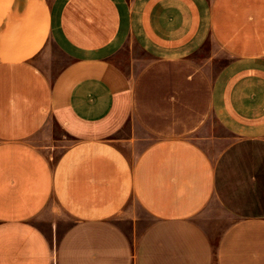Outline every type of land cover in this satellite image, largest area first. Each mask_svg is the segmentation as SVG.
Wrapping results in <instances>:
<instances>
[{
  "label": "crops",
  "instance_id": "crops-1",
  "mask_svg": "<svg viewBox=\"0 0 264 264\" xmlns=\"http://www.w3.org/2000/svg\"><path fill=\"white\" fill-rule=\"evenodd\" d=\"M53 126L55 158L33 141ZM132 199L135 238L114 222ZM0 264H264V0H0Z\"/></svg>",
  "mask_w": 264,
  "mask_h": 264
},
{
  "label": "rangeland",
  "instance_id": "rangeland-1",
  "mask_svg": "<svg viewBox=\"0 0 264 264\" xmlns=\"http://www.w3.org/2000/svg\"><path fill=\"white\" fill-rule=\"evenodd\" d=\"M113 58L119 65L132 74H135V72H137L142 65L147 64L151 60V57L131 40H128L120 46L115 52ZM228 58L227 53L223 51L213 39L206 41V43L194 55V60L198 64L204 66L206 71L211 74L214 73L224 62H226ZM37 62L43 69L46 68L50 70L49 72H51V70L55 71L62 64H65L67 59L58 54V51L52 43H48L47 53L40 55ZM47 128V131L44 130L34 136L33 141L42 150L55 158L62 148L69 144L71 140L69 137H63L58 127L53 126L51 128ZM222 133H226V131L217 122L215 117L210 116L208 117L205 127L196 133L195 137H204L205 140H200L201 138L197 139L200 144L207 146L206 149L213 155L214 149L210 147L212 144L209 142V138L205 137H212L213 135H220ZM41 135L44 137H40ZM114 222L135 238L148 224L149 216H147V214L142 211L138 203L132 199L126 205L124 210H122V212L114 219ZM51 224L52 223L49 217L48 219L41 218L39 220V225L46 231L50 229ZM60 232L61 229H59L58 233Z\"/></svg>",
  "mask_w": 264,
  "mask_h": 264
}]
</instances>
